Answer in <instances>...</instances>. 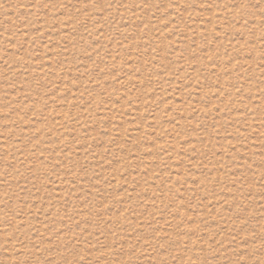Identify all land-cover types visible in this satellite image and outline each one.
<instances>
[{
  "label": "rangeland",
  "instance_id": "obj_1",
  "mask_svg": "<svg viewBox=\"0 0 264 264\" xmlns=\"http://www.w3.org/2000/svg\"><path fill=\"white\" fill-rule=\"evenodd\" d=\"M0 264H264V0H0Z\"/></svg>",
  "mask_w": 264,
  "mask_h": 264
}]
</instances>
